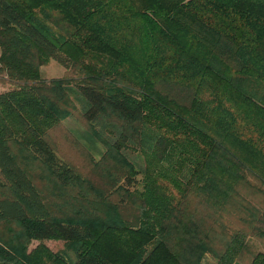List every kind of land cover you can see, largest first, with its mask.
Here are the masks:
<instances>
[{
	"label": "trees",
	"instance_id": "1",
	"mask_svg": "<svg viewBox=\"0 0 264 264\" xmlns=\"http://www.w3.org/2000/svg\"><path fill=\"white\" fill-rule=\"evenodd\" d=\"M44 57L79 71L86 121L115 124L97 182L47 139L66 113ZM3 73L21 85L0 91V224L19 234L0 236V262L264 264V0H0ZM13 144L73 188L70 213Z\"/></svg>",
	"mask_w": 264,
	"mask_h": 264
},
{
	"label": "rangeland",
	"instance_id": "2",
	"mask_svg": "<svg viewBox=\"0 0 264 264\" xmlns=\"http://www.w3.org/2000/svg\"><path fill=\"white\" fill-rule=\"evenodd\" d=\"M43 60L44 63L40 66L41 82L47 85L52 84L54 80L57 81L58 87L55 89L54 94H60L57 104L66 113L60 124L49 131L47 139L56 153L73 166L81 178H88L93 182H97L94 164L98 163L106 153L107 146L103 142L113 138L115 124L112 123L111 118L104 116L92 122L86 121L83 117L86 102L76 88V83L81 79L79 71L73 67L65 68L48 57H44ZM18 85H21V83L10 81L4 73L0 74V91ZM50 98L53 99L52 96ZM53 100L56 101L57 99L54 97ZM11 149L17 154L33 181L39 187L46 202L51 205L52 211L58 213L65 210L70 213V209L77 206L71 205L68 201L73 188L56 186L47 169L30 153L16 144H13ZM124 155L137 168L143 165L142 154L136 144L126 148ZM137 178H140V175ZM109 180L105 178V183H108ZM1 184L2 179L0 177ZM2 190H4V187L1 185L0 191ZM16 233L19 234L16 223L0 224V236L5 239L9 238L8 240H10V237L13 234L16 235ZM37 243V241H33L29 245V249ZM44 244L51 250L60 252L67 260L72 261L75 258L72 243H65L62 240H45ZM0 264L16 263L0 262ZM201 264H215V259L206 254Z\"/></svg>",
	"mask_w": 264,
	"mask_h": 264
}]
</instances>
